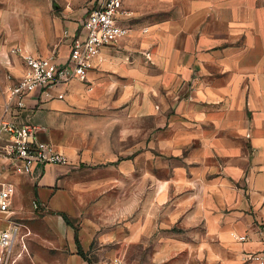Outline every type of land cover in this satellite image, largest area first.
<instances>
[{"label":"crops","instance_id":"crops-1","mask_svg":"<svg viewBox=\"0 0 264 264\" xmlns=\"http://www.w3.org/2000/svg\"><path fill=\"white\" fill-rule=\"evenodd\" d=\"M122 1L130 31L91 59L87 81L28 95L16 115L3 114L2 91L25 66L1 46L0 120L33 125L66 158L18 174L61 264H88L76 232L84 252L104 247L97 264H128L110 245L151 227L157 253L132 264H170L174 241L160 235L171 227H264V0ZM49 22L48 37L14 42L62 62L74 27Z\"/></svg>","mask_w":264,"mask_h":264},{"label":"rangeland","instance_id":"rangeland-1","mask_svg":"<svg viewBox=\"0 0 264 264\" xmlns=\"http://www.w3.org/2000/svg\"><path fill=\"white\" fill-rule=\"evenodd\" d=\"M91 3L92 0H0V51L1 46H4L11 55L21 59L12 53L15 47L26 52L23 46L14 42L16 38L31 40L48 37L52 30L50 20L67 21L75 27L86 17ZM42 17L47 19L46 23L42 22ZM8 74L5 71L3 75L9 78ZM5 173L8 172L0 167V183ZM7 177L5 179L16 182V188L10 212L0 213V231L19 226L11 250L0 249V264H61L64 251L57 249L54 237L40 223L39 204L31 185L22 177L19 179L18 174L9 173ZM33 202H36L37 208H34ZM76 220L72 219L73 222ZM150 228L145 227L141 238L136 235L134 227H127V231L133 232L129 234L125 245L121 246L122 243L118 242L110 245L108 250L113 256L124 258L128 264L135 263L137 258L149 260L153 251L157 253V249L150 245ZM223 228L204 227V224L195 222L191 227H171L168 235L161 233L160 237L165 243L174 241V248H170L169 253L170 264H252L249 255L263 227H254L251 231L246 229L243 233L228 232L225 236L221 233L226 230ZM113 229H116L117 235L123 234L120 227ZM238 234L246 235L247 240L239 242ZM103 254L104 247L93 244L85 252V258L88 264H97Z\"/></svg>","mask_w":264,"mask_h":264},{"label":"built area","instance_id":"built-area-1","mask_svg":"<svg viewBox=\"0 0 264 264\" xmlns=\"http://www.w3.org/2000/svg\"><path fill=\"white\" fill-rule=\"evenodd\" d=\"M128 16L122 0H92L86 17L76 24L69 40L66 59L58 60L56 51L50 55H37L15 47L12 53L19 55L25 70L18 79L3 89V114L15 115L25 107V98L37 93L51 98L52 90L71 80L87 81L91 59L101 48L112 45L130 31L123 23ZM58 93L57 98H63ZM0 161L8 173L31 176L35 168L66 164L65 156L53 144L37 137L35 127L29 123L0 120ZM14 184L3 179L0 183V213H9L12 207ZM37 208L36 202H33ZM19 225L0 231V249L11 250ZM244 242L246 235H238ZM259 247L250 252L253 264H264V227L258 239Z\"/></svg>","mask_w":264,"mask_h":264},{"label":"trees","instance_id":"trees-1","mask_svg":"<svg viewBox=\"0 0 264 264\" xmlns=\"http://www.w3.org/2000/svg\"><path fill=\"white\" fill-rule=\"evenodd\" d=\"M62 217L67 224H69V225L72 224L71 220L69 219V217L66 214L62 213ZM73 228L75 229V232H76V227H73ZM75 243L77 246V254L80 255L83 259H85L87 261V259L85 258V252L83 251L81 245L79 244V240L77 238V232L75 233Z\"/></svg>","mask_w":264,"mask_h":264}]
</instances>
